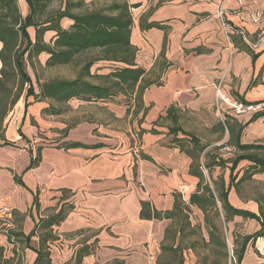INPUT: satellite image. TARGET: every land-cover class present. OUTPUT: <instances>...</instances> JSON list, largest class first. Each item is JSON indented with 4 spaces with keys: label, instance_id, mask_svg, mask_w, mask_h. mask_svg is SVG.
<instances>
[{
    "label": "crops",
    "instance_id": "0c3cea01",
    "mask_svg": "<svg viewBox=\"0 0 264 264\" xmlns=\"http://www.w3.org/2000/svg\"><path fill=\"white\" fill-rule=\"evenodd\" d=\"M126 1L137 4L130 8L135 63L145 69L146 79L159 81L142 93L146 112L137 116L127 113L121 94L88 102L76 98L54 102L32 95L25 100L23 95L14 121H8L0 131V152L6 157L0 159V204L19 215L24 234L40 218L58 212L63 215L54 226L58 237L93 232L84 243L96 241L97 264L112 259L116 264H151L170 220L140 218L141 202L169 210L173 193L178 191L187 200L197 182L189 174L191 158L170 142L169 121L163 118L169 106L176 108L179 121H193L202 111H219L222 123L243 126L241 143L264 144L259 140H263L264 131L251 130L253 125L264 124V114H255L264 108L235 114L228 104L264 103V41L257 42L258 28L264 26V0H243V4L238 0ZM17 2L21 15L26 16L27 2ZM220 6L225 9L222 19L226 27L217 15ZM255 11L261 12L262 18L254 24L250 13ZM151 22L160 26L142 27ZM70 23L68 17L60 20L62 28ZM27 31L33 40L34 27ZM53 33L46 31L44 41ZM116 65L120 64L99 60L90 71L106 73ZM20 99L16 107L22 104ZM50 104L61 111L43 112ZM62 104L73 108L71 119ZM132 131H141L138 141ZM36 157L37 163L30 167ZM181 184L192 188L182 192ZM228 200L234 207L244 208L234 188H230ZM236 218L243 217L232 219ZM33 237L29 242L32 248L26 247L32 260L38 248ZM260 238L264 236L248 242L239 264L264 263V245H255L257 251L252 247ZM93 256L88 252L81 264Z\"/></svg>",
    "mask_w": 264,
    "mask_h": 264
},
{
    "label": "trees",
    "instance_id": "16d2710c",
    "mask_svg": "<svg viewBox=\"0 0 264 264\" xmlns=\"http://www.w3.org/2000/svg\"><path fill=\"white\" fill-rule=\"evenodd\" d=\"M25 1L29 11L23 17L17 0H0V126L8 111L19 99L24 87L25 100L32 95L35 99H48L54 102H65L71 98L86 102L105 101L121 94L127 113L132 112L137 116L146 112L148 107L143 104L142 93L149 85L159 84V81L146 79L145 69L135 63L136 47L130 42L132 24L130 8L137 4H128L126 0H111L103 7L87 8L85 11L77 12L74 9L86 6L83 0H63L62 5L59 3L57 7L51 6L53 0ZM63 17L71 19L68 28H62L60 25ZM29 26L35 29L33 40L27 31ZM144 26L160 24L151 22L142 24V27ZM46 31L54 32L49 41L43 39ZM89 52L94 54L83 60L75 77L54 78L42 83L36 79L37 92L35 91L27 70V65L31 67L34 64V57H38L40 53L47 54L44 60L45 67L62 65L73 67L81 63L80 58L83 54ZM99 60L120 65L111 67L106 73H91V66ZM91 78H95L96 81H91ZM242 102L243 105L251 104ZM60 111V108L51 104L43 110L52 114ZM255 114H264V111ZM163 118L169 121L167 128L168 134L171 135L170 142L191 158L189 174L196 177L197 182L187 200L182 198L180 192L175 191L173 205L169 210H157L148 201L141 202L140 218L170 220L153 263L183 264L185 253L196 251V247L200 245L204 253L198 260L201 264H209V247L217 244L221 250V259L216 264H226L227 245L219 216L222 212L224 222L232 220L237 215L253 218L260 225L254 233L242 235L239 242L234 235L231 249L234 261L239 264L248 242L264 236V211L259 208V212L254 213L234 207L228 200V192L230 188L239 192V186L244 180L251 179L255 174H264V156L254 153L255 150L264 151V144L241 143L239 136L242 125L229 121L219 122L212 131L217 130L219 136L227 132L226 144L236 152L233 157L223 158L219 154L204 152L205 145L198 136L183 128L179 121L180 115L174 106L167 108ZM141 120L142 118L138 121ZM150 130L156 132L153 128ZM141 131L136 132L138 137ZM38 159V157L32 159L30 167L36 164ZM243 161L246 164L238 167ZM215 167L227 168L228 179L226 181L221 175L217 179H212L211 186L205 172L210 174ZM34 202L38 205L36 198ZM192 208L202 213L207 238L201 231V225L193 223ZM62 217L60 212L42 217L27 234L22 232L21 226L16 231L9 229L8 239L19 240L21 237L25 247L32 248L29 242L36 235L39 242L32 264H41L45 256L47 259L44 262L49 264V253L44 250H48V244L58 239L57 234L53 233L55 232L53 228L59 224ZM43 230L45 231L41 234ZM85 250L79 248L72 260L66 264H81L82 258L88 254ZM0 260L5 262L9 260L3 255L1 245Z\"/></svg>",
    "mask_w": 264,
    "mask_h": 264
},
{
    "label": "rangeland",
    "instance_id": "374dc122",
    "mask_svg": "<svg viewBox=\"0 0 264 264\" xmlns=\"http://www.w3.org/2000/svg\"><path fill=\"white\" fill-rule=\"evenodd\" d=\"M63 0H53L52 5L53 7H57L59 3H61ZM90 2H86V6L83 8H76L74 11L81 12L85 11L87 8H98V7H103L106 4L109 3L111 0H88ZM46 39H48V35L45 36ZM94 52H89L86 54H83L81 56V63L77 64L76 66H70V65H62V66H56V67H45L44 66V56L38 55V57L33 58L34 64L30 67L27 65V70L28 73L33 81V85L35 89H37L36 85V79L39 81V83H42L47 80H51L54 78H73L75 77L77 71H79L81 64L84 62L83 60L91 55H93ZM93 69V66L91 67ZM91 81L95 82V78H91ZM25 89V87H24ZM24 89L20 92V102L22 103L23 100V95H24ZM18 99V100H19ZM260 103L263 102H258L255 104H252L250 108H246L244 110L237 111L234 109L232 106L233 113H241L243 111H253L254 109H261L264 108V105H260ZM16 104V103H15ZM15 104L12 106V108L8 111L4 121H2V126H0V131L2 130V127L8 123V121H14L15 116L17 112L19 111L20 107L23 105V103L20 106H15ZM259 105V106H258ZM15 106V107H14ZM60 106V105H57ZM61 106L64 107V109H68L66 115H68V119H71L72 111L73 108L70 105L62 104ZM254 110V111H255ZM205 112L202 111L197 118L192 119L193 121H181V124L184 129L194 133L196 136H198L201 139L202 144L205 145L204 152L208 154H213V155H221L223 158H228V157H233L236 152H234V149L229 145L226 144L228 134L226 133V136L224 138H221L219 136V133L217 130H213L214 127L221 121L219 119L223 118V115L219 113V111H214L211 112ZM74 117V116H73ZM7 121V122H5ZM252 132L254 133H262L264 131V124H257L253 125L251 127ZM137 131H132L134 139L138 141V135L136 133ZM260 141H264L262 139H259ZM34 152H36V147L34 148ZM254 153H257L261 156H264V151L262 150H255ZM207 155V154H206ZM5 155L0 152V159H5ZM246 162H241L238 167L241 165H245ZM223 176L225 180L227 181L228 179V169L227 168H220V167H215L212 168L210 171V174L205 172L206 178L209 180V184L212 186V179H217L219 176ZM187 187V188H186ZM190 185L188 184H181L180 190L183 192L189 191L191 188H189ZM194 187L192 188V190ZM238 197L243 203V209L252 211L254 213L259 212V208H261L264 211V174H256L253 175L251 179H246L244 180L240 186H239V192H236ZM219 210H221L219 208ZM49 212V211H48ZM37 214V213H36ZM192 221L194 224H200L201 225V231L207 238L204 226H203V221H202V213L197 210L196 208H192ZM212 216V214H211ZM220 216V227L224 233V239L227 245V261L226 264H236V262L230 257L229 255V249L232 247L233 244V237L234 235L237 236L238 242L241 240V236L248 232L249 234L254 233L257 231L258 224L254 221L251 220L250 218L243 217V218H236L237 220L234 221L233 219L224 222L222 218V212L219 214ZM217 220V219H215ZM22 221L19 217V215L14 214V210L10 208L8 205H3L0 204V245L3 247V255L5 258H8V261H2L0 260V264H32L33 260L27 252L26 247L21 239L19 237V240H16L17 238H12V241L8 239V232L10 231L9 229H12L14 231L20 229V226L22 228ZM45 230L41 231V234L44 233ZM53 233L57 234V229L56 227L54 228ZM38 233H40L38 231ZM93 232H86L80 237L76 236H62L61 238L58 237V240L56 239L55 241H50L51 243L48 244V250H44L45 252L48 251L49 253V264H66L69 263L73 256L75 250L77 251L79 248H83L86 252H92L94 253L93 258H90L87 262V264H97L100 262V256L96 257V241L94 240H89V242H85L89 238L93 236ZM21 239V240H20ZM199 239V238H197ZM13 241H18L19 243L13 242ZM33 241L39 242L38 237L35 235L33 237ZM83 242V246H75L76 244ZM255 242V240H253ZM264 245V238L258 239L257 244H253V248L257 251V247H261V245ZM256 245V246H255ZM206 251V250H205ZM261 251L264 253V246L261 248ZM209 254L208 258L210 259L209 264H216L219 259H221L220 256V247L217 244L210 245L209 247ZM197 253V255H196ZM204 249L201 248L200 245L196 247V251H187L185 253L184 257V263L183 264H201L199 262V257L203 255ZM191 254V256H190ZM149 255V254H148ZM157 254H155L154 257H156ZM199 255V256H198ZM264 255V254H263ZM150 256V255H149ZM46 256L43 258V261L41 264H45L44 260H46ZM104 260V259H103ZM116 259H112L108 262H104L103 264H114L116 263ZM151 264H154L153 261L151 260Z\"/></svg>",
    "mask_w": 264,
    "mask_h": 264
},
{
    "label": "built area",
    "instance_id": "2783aa9c",
    "mask_svg": "<svg viewBox=\"0 0 264 264\" xmlns=\"http://www.w3.org/2000/svg\"><path fill=\"white\" fill-rule=\"evenodd\" d=\"M238 1L240 2V4H243V0H238ZM224 12H225V9H224L222 6H220V7L218 8L217 15H218V17H219L220 20H221V24H222V26H223V27H226V22L222 19ZM261 18H262V13L259 12V11H255V12L250 13V20H251V22L254 23V24H255V23H258V22L260 21ZM262 41H264V26L258 28V32H257V42L259 43V42H262ZM221 96H222V95H221ZM220 98L224 99L223 96L220 97ZM228 104L231 105V106H232L234 109H236L237 111L244 110V109H246V108H250V106H252V105H243V104H241V103H236V102H233V103L228 102ZM261 104L264 105V103H260V105H261ZM258 106H259V105H258ZM134 151H135V153L138 152L137 149H135ZM186 188H187V187H186ZM181 191H182V190H181ZM182 192H183V191H182ZM229 255H230V257L234 260L233 252H232V249H231V248L229 249Z\"/></svg>",
    "mask_w": 264,
    "mask_h": 264
}]
</instances>
